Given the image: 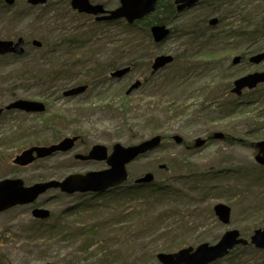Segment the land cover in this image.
Returning <instances> with one entry per match:
<instances>
[{
    "label": "rangeland",
    "instance_id": "374dc122",
    "mask_svg": "<svg viewBox=\"0 0 264 264\" xmlns=\"http://www.w3.org/2000/svg\"><path fill=\"white\" fill-rule=\"evenodd\" d=\"M92 1L114 9L120 0ZM27 5L26 0H18L7 16L0 11V40L23 38L30 42L23 57L0 59V110L17 100L43 103L46 110L43 114L10 111L0 116V182L19 179L31 187L104 171L109 169L106 162H82L75 157L87 155L97 145L106 147L110 155L115 144L129 147L162 135L166 139L159 148L128 166L125 187L145 174H153L154 184L180 191L173 204L181 214L153 233H114L110 239H103L101 233L108 229H98L93 231L94 244L87 246L83 231L94 225L99 213L109 211V207L101 209L96 204L112 203L100 195H66L50 190L32 205L0 213V264H161L157 255L173 246L163 236L166 232L180 235V239L184 236L183 246L172 252L176 253L203 243L215 245L230 230L239 231L246 240L256 230H264V169L256 164L252 147L264 140V84L241 97L231 94L235 80L264 72V62L254 65L248 61L258 51L264 52V0L218 2L211 9L199 5L181 13L169 24L173 35L157 46L145 43L143 57L135 63L125 51L113 55L117 42L126 38L122 27L93 28L92 19L74 13L68 0H52L37 8ZM63 9L72 13L63 18ZM43 16L44 21L36 23ZM215 18L218 25L209 26ZM80 25H85L81 31L91 33L89 26L98 31L95 40L104 49L72 62L64 38L76 37ZM197 30L203 35L200 39L194 35ZM254 31L257 34L251 36ZM228 33H232L230 41L225 36ZM32 40L41 41L45 47H33ZM92 45L89 41L88 46ZM48 48L59 53L64 70L53 86L39 81L53 67ZM212 53L214 60L208 58ZM165 55L172 56L174 62L153 73L154 59ZM237 56L247 60L233 65ZM127 67L131 70L122 78L111 77ZM136 83L140 85L127 94ZM80 86L87 87L84 93L64 96V92ZM215 133L225 134L230 143L210 140L203 148L189 150L170 140L179 136L192 146L197 138L208 139ZM73 137L80 140L68 153H57L26 168L12 163L30 147L50 146ZM217 204L232 209L228 225L216 216L213 209ZM159 206L151 203L144 215L161 212ZM36 207L48 210L50 218L35 219L32 211ZM132 234L141 239L128 252L123 249L131 259L115 263V244ZM253 249L247 250L245 259L225 258L218 264H264V250ZM235 253L239 257L243 250L238 248Z\"/></svg>",
    "mask_w": 264,
    "mask_h": 264
},
{
    "label": "water",
    "instance_id": "95a60500",
    "mask_svg": "<svg viewBox=\"0 0 264 264\" xmlns=\"http://www.w3.org/2000/svg\"><path fill=\"white\" fill-rule=\"evenodd\" d=\"M8 6H13L16 0H4ZM49 0H27L31 6L44 5ZM159 0H121L120 6L112 11H106L102 4L92 5L90 0H72L71 6L79 13L96 16L98 22L101 21H118L125 19L129 24L140 21L145 17L153 14ZM199 0H176L178 12L195 6ZM218 24V20L214 19L210 22L211 26ZM151 34L156 44L164 42L170 35V30L165 25H154L151 28ZM36 48H41L42 43L38 40L32 42ZM25 53V41L20 38L17 42L0 41V56L13 54L22 56ZM240 57L234 59L233 64L240 62ZM174 61L171 56H159L152 64L153 72L166 67ZM264 61V54H258L250 59V62L258 65ZM130 68L117 70L111 74L112 78H122L129 73ZM264 83V72L253 73L234 82L232 93L241 96L245 89H255L258 85ZM140 83L133 85L127 92L129 94L136 89ZM85 86L68 90L64 93L65 97H74L86 91ZM7 111H21L26 113H44L45 106L39 102L18 100L6 107ZM2 111H0V114ZM79 137L65 138L57 144L51 146H35L31 147L21 154L17 155L13 160V164L19 167H28L34 162L52 157L57 153H68L74 149ZM161 136H155L149 140H145L137 145L124 147L115 144L111 155L104 146H94L87 155H77L79 161H105L109 169L100 172H90L85 175H72L63 182L50 181L46 183H38L31 187H25L22 180H5L0 182V213L12 209L16 206L33 204L40 196L50 190H60L63 193L72 195L76 193H104L127 182L129 175L127 167L143 155L157 149L161 142ZM214 140H224L226 136L223 133H215L212 137ZM177 144H182L183 139L179 136L173 137ZM206 144V140L197 139L195 148H201ZM258 153L255 157L256 162L264 166V141L254 145ZM154 180L152 174H146L139 178L136 184H150ZM214 212L220 222L228 225L231 221L232 210L224 204H217ZM32 215L36 219L46 220L50 217L48 210L36 208ZM252 244L255 248L264 250V230H256L250 241L241 238V234L237 230L227 231L215 245L203 243L196 249L185 248L176 253L167 254L159 253L157 259L161 264H213L227 257L238 246H248Z\"/></svg>",
    "mask_w": 264,
    "mask_h": 264
},
{
    "label": "trees",
    "instance_id": "16d2710c",
    "mask_svg": "<svg viewBox=\"0 0 264 264\" xmlns=\"http://www.w3.org/2000/svg\"><path fill=\"white\" fill-rule=\"evenodd\" d=\"M26 6V5H25ZM28 8H33L29 5H27ZM70 8V6H69ZM12 7H8L4 4L3 0H0V11L5 16L8 15L9 10H11ZM64 10V9H63ZM69 10V9H68ZM65 15L63 18L66 17V15L72 13L70 10L69 12L64 10ZM175 10L173 8V0H162L157 6L156 12L154 15L149 16L148 18H145L144 20L137 22L133 25H128L124 22H117L115 23V26L122 27L121 30L126 35L123 42H117L119 44L117 48H115V51L113 52V55H120V52L125 51V55H128L131 57L130 61L132 63H135L136 61L139 62L140 59L143 57V51L145 47V43H148L150 45H154L151 34H150V28L154 24H168L175 16ZM79 16V15H78ZM244 19L246 17L243 16ZM42 21H44V16L41 18H38L36 20V23L41 24ZM192 21V20H191ZM100 24H93V28L99 27ZM109 25V24H108ZM85 25L79 26V33L76 35V37L72 38H64V43L69 46V54H70V61L76 62L78 61V56H81L84 60L91 57L92 55L96 54L97 52H101L102 49H104L100 44L95 40V35L98 32H93V28L89 26L90 32H84L81 31V28ZM202 31V30H201ZM239 34V33H238ZM237 34V36H239ZM253 36L254 33H251ZM194 35H197V39H200L203 35L197 32L194 33ZM220 35V34H219ZM218 35V37H219ZM232 33H228V41H230V38ZM93 36V37H92ZM247 34H245V38H248ZM89 41L93 42L92 47L88 46ZM214 41L213 39H209V42ZM155 46V45H154ZM45 47V44L43 43V46L41 49ZM47 51L52 56V62L53 67L41 75L39 78L41 84H46L53 86L56 84L60 78H62V75L64 74L63 68L60 66V57L58 56L59 53L54 49L50 51V48L47 49ZM56 53V54H55ZM122 55V54H121ZM213 53L208 56L210 60H214L215 57L212 56ZM1 59V58H0ZM81 61V60H80ZM49 82V83H47ZM36 133H34V136ZM56 139V138H55ZM230 143V142H228ZM163 166H160V169H162ZM261 169V168H260ZM180 191L174 188H170L168 186H162V185H149V186H136L131 185L129 187H119L116 188L110 192H107L106 194L100 195L102 196L106 201L112 203V205H107L104 203V205H98L101 209L103 206L109 207V211L101 214L99 213L94 220V225L91 226L90 229H85L84 235L88 238L87 246H92L95 241H92L95 238V233L93 231H96L98 229L105 230L108 229L107 232H102V238L107 237V239H110V236L115 233V235L119 234L121 236H126L130 233L135 232H142L147 233L151 232L153 233L155 228H158L160 226H163V224L167 223L169 220L174 219L177 215L181 214L180 211L176 209V206L173 204L174 200L178 198ZM107 202V203H108ZM144 202V203H143ZM143 203V204H139ZM150 203V204H149ZM151 203H155L157 205H160L162 211L159 212H153L151 215H144L145 211L144 209L151 205ZM148 204V206H147ZM105 217V218H104ZM130 221V225L128 227L115 229L112 230V227L119 226L124 223H128ZM160 229V228H159ZM158 230V229H157ZM156 231V230H155ZM82 232V233H83ZM172 232H166L163 234L166 238L172 241L173 246L164 248L162 250L163 253H172L176 249H180L183 246V234L182 238L180 239V235L172 236ZM101 238V237H100ZM126 238V237H125ZM141 237H138L137 235H131L130 237H127L125 241L119 240L120 243L115 244V248L113 249V253L115 255V263L122 262L125 263L128 260L131 259V255H128L124 253L123 249L126 248L127 252L128 250L132 249V247H135L140 240ZM116 242V241H115ZM122 245V246H119ZM241 250H243V253L241 256H237V253L235 251L232 252L227 260H241L248 257L247 250H254L253 247H239ZM255 251V250H254ZM108 261H104L103 263L106 264ZM215 264H218L215 263Z\"/></svg>",
    "mask_w": 264,
    "mask_h": 264
},
{
    "label": "flooded vegetation",
    "instance_id": "af4514ba",
    "mask_svg": "<svg viewBox=\"0 0 264 264\" xmlns=\"http://www.w3.org/2000/svg\"><path fill=\"white\" fill-rule=\"evenodd\" d=\"M204 1V2H203ZM233 2V0H200V2L197 4V5H195L194 7H191V8H188V9H185L184 11H182V12H178V10H177V5H176V0H173V8H174V10H175V16H174V18L175 17H177V16H179V14H181V13H184V12H187V11H189V10H193V9H195V8H197L199 5H205L206 6V9H211V8H214V5L215 4H217L218 2L219 3H224V2ZM160 2H162V0H159V2L157 3V4H159ZM70 3H71V0H70ZM90 3L92 4V5H97V4H103V6H104V9L106 10V11H112V10H115V9H117L118 7H115L114 9H110V8H107L106 6H107V4H105V3H98V2H94V1H92V0H90ZM80 14H83V13H80ZM82 16H85V17H87V18H91L92 19V22L93 23H100V22H97V20H96V18L97 17H94V16H91V15H88V14H83ZM216 19V18H215ZM213 19H211L209 22H208V24H209V26H211L210 25V22L212 21ZM219 21V20H218ZM106 23H109L108 21L107 22H103V24H106ZM112 23H115V22H112ZM126 23H128V22H126ZM217 25H215V27H216ZM211 27H213V26H211ZM173 33H174V29H173ZM252 33H254L253 35H256L257 34V32L256 31H254V32H252ZM258 33H259V30H258ZM239 35H241V33H239ZM238 37H240V36H238ZM260 53H262V52H260ZM264 53V52H263ZM257 54H259V51L256 53V54H253L252 56H254V55H257ZM252 56H250V57H248V61L250 62V59H251V57ZM238 57H240L241 59H240V62L239 63H241V62H244V61H246L247 60V57L246 56H238ZM165 139H166V137H164ZM210 138V137H209ZM208 138V139H209ZM164 139V140H165ZM170 140H172V137L170 138ZM208 141H210V140H208ZM186 149H191V144L190 143H187L186 141H185V143H184V145H183Z\"/></svg>",
    "mask_w": 264,
    "mask_h": 264
}]
</instances>
